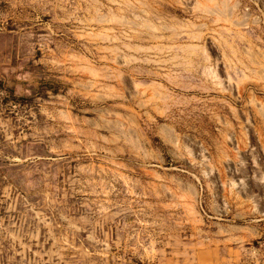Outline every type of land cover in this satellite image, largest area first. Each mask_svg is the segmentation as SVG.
Returning a JSON list of instances; mask_svg holds the SVG:
<instances>
[{"label": "rangeland", "instance_id": "obj_1", "mask_svg": "<svg viewBox=\"0 0 264 264\" xmlns=\"http://www.w3.org/2000/svg\"><path fill=\"white\" fill-rule=\"evenodd\" d=\"M0 264H264V0H0Z\"/></svg>", "mask_w": 264, "mask_h": 264}]
</instances>
